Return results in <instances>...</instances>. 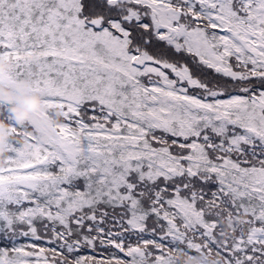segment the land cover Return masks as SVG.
Wrapping results in <instances>:
<instances>
[{"label": "snow or ice", "instance_id": "obj_1", "mask_svg": "<svg viewBox=\"0 0 264 264\" xmlns=\"http://www.w3.org/2000/svg\"><path fill=\"white\" fill-rule=\"evenodd\" d=\"M0 66V264H264V0H0Z\"/></svg>", "mask_w": 264, "mask_h": 264}, {"label": "trees", "instance_id": "obj_2", "mask_svg": "<svg viewBox=\"0 0 264 264\" xmlns=\"http://www.w3.org/2000/svg\"><path fill=\"white\" fill-rule=\"evenodd\" d=\"M4 70V66H0V71ZM23 87H27V85H24ZM24 99H30V97H24ZM0 100H7V102L12 105L13 113H16V110H22V101L18 99L13 92H11L7 88H0ZM28 119V118H27ZM19 119V123L23 124L27 121ZM8 126L4 124L2 120H0V128L6 129ZM7 135H0V169L4 168L7 165L8 162V152L6 150V143L8 140ZM185 264H202V262H190L186 261ZM208 264H215L214 261H208Z\"/></svg>", "mask_w": 264, "mask_h": 264}, {"label": "clouds", "instance_id": "obj_3", "mask_svg": "<svg viewBox=\"0 0 264 264\" xmlns=\"http://www.w3.org/2000/svg\"><path fill=\"white\" fill-rule=\"evenodd\" d=\"M34 103L38 104L39 102L38 101H34ZM18 114H20V119L21 120H25L29 117L30 115V112L29 111H24L22 114L20 113V110H16ZM2 166V165H0Z\"/></svg>", "mask_w": 264, "mask_h": 264}]
</instances>
